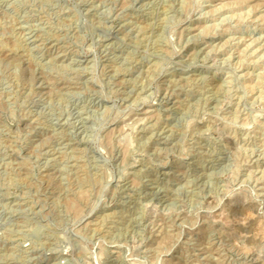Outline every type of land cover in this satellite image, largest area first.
<instances>
[{
  "label": "rangeland",
  "instance_id": "rangeland-1",
  "mask_svg": "<svg viewBox=\"0 0 264 264\" xmlns=\"http://www.w3.org/2000/svg\"><path fill=\"white\" fill-rule=\"evenodd\" d=\"M0 264H264V0H0Z\"/></svg>",
  "mask_w": 264,
  "mask_h": 264
}]
</instances>
